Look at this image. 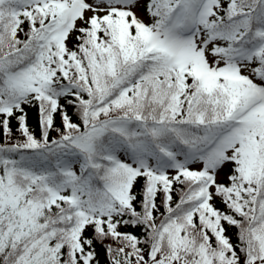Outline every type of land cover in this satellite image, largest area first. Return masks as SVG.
<instances>
[{
  "label": "snow or ice",
  "instance_id": "snow-or-ice-1",
  "mask_svg": "<svg viewBox=\"0 0 264 264\" xmlns=\"http://www.w3.org/2000/svg\"><path fill=\"white\" fill-rule=\"evenodd\" d=\"M97 244L264 264V0H0V264Z\"/></svg>",
  "mask_w": 264,
  "mask_h": 264
},
{
  "label": "trees",
  "instance_id": "trees-1",
  "mask_svg": "<svg viewBox=\"0 0 264 264\" xmlns=\"http://www.w3.org/2000/svg\"><path fill=\"white\" fill-rule=\"evenodd\" d=\"M75 43V37L73 35V37L71 38L70 42H69V47H72L73 44ZM29 116H30V120H29V123L30 124H34L35 123V112L34 111H29ZM227 182V181H226ZM217 206H220L219 203L217 202ZM121 231H127V232H133L135 233L136 235H141V230L139 228H121L120 229ZM236 229L233 227V228H230L228 230V235L231 237L232 241L235 243L236 242ZM89 235H91V230H89L88 232ZM97 251L99 253V259L101 261V264H108V261L106 259V256H105V253H104V250L103 248L97 244Z\"/></svg>",
  "mask_w": 264,
  "mask_h": 264
},
{
  "label": "rangeland",
  "instance_id": "rangeland-1",
  "mask_svg": "<svg viewBox=\"0 0 264 264\" xmlns=\"http://www.w3.org/2000/svg\"><path fill=\"white\" fill-rule=\"evenodd\" d=\"M140 12H141V14H143V9H141ZM225 167H226V169L227 168H231V165H226ZM219 179H220L221 182H226V177L224 176L223 173H221Z\"/></svg>",
  "mask_w": 264,
  "mask_h": 264
}]
</instances>
